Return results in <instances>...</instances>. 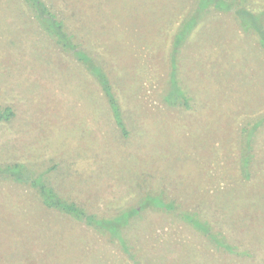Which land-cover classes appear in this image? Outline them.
Instances as JSON below:
<instances>
[{
  "label": "rangeland",
  "instance_id": "obj_1",
  "mask_svg": "<svg viewBox=\"0 0 264 264\" xmlns=\"http://www.w3.org/2000/svg\"><path fill=\"white\" fill-rule=\"evenodd\" d=\"M42 1L79 49L64 52L24 0H0V109L15 112L0 167L28 166L94 227L126 219L135 260L0 180V264H264V0Z\"/></svg>",
  "mask_w": 264,
  "mask_h": 264
},
{
  "label": "trees",
  "instance_id": "obj_2",
  "mask_svg": "<svg viewBox=\"0 0 264 264\" xmlns=\"http://www.w3.org/2000/svg\"><path fill=\"white\" fill-rule=\"evenodd\" d=\"M24 1L29 7L37 10L38 12L37 20L42 25L43 30L47 32V34L56 42L57 45L61 47V49L64 52L69 53L72 50L78 51L79 48L76 44L72 42L71 35L65 31L63 22L59 20L56 17V15L53 14L48 9L46 4L42 0H24ZM207 1H209V4L212 5H214V3L220 2V0H207ZM225 1L231 2L233 0H225ZM243 13L247 14L244 11L240 12V14ZM254 23L255 22H253V24ZM258 27L259 28L257 29L260 30L263 29L262 31L264 37V26L262 28V24H261V27L260 26ZM263 47H264V43H263ZM79 62L82 63L99 82V85L101 86L102 91L109 102V106L112 110L117 125L121 129L124 136H128V130L126 129V126L123 121L120 105L113 92L112 86L110 84L109 78L107 77L106 73L102 71L103 69L99 64H97L95 61H90L89 58L80 59ZM91 62H93V64H91ZM178 103L179 102H177V104ZM14 117H15V112L12 108L6 107L4 109H0V123L3 121L9 122ZM33 172L34 171L32 169H30L28 166L26 167L24 164L21 163L5 164V166L0 167V180L2 181L15 180L16 182L29 186L38 193L39 197L42 199L43 205L48 209L70 216L75 221H78L84 224L85 226L91 227L92 229L95 228L102 235H106L107 233H109L112 239L120 240L119 241L120 247L123 249L126 255H128V258H130L131 261L135 260V254H131L130 251L128 252V250H126L128 249L127 248L128 245L126 244V240L123 238V234L121 233V229H123V227L126 224L123 225L124 223L122 224L120 223L126 219H121V220L116 219L114 220V222H112L113 220L108 222H106L105 220L98 221L100 225L97 224V226L94 227L93 226V223H95L94 221L100 220L98 218L97 219L95 218L96 215L90 213L89 211L87 212V210L83 206L77 204L76 202L69 201L64 197H62L52 185H50L47 181H43L42 178L41 180L37 178L36 174ZM4 177L8 179H5ZM136 212L138 211L135 210L133 214H135ZM132 215L131 217H133ZM186 215L187 217L184 220L190 223L200 233L207 235L210 238H213L212 235L214 234L211 233V229L206 224L202 223L199 219L195 218L190 214L186 213ZM114 227H116V229L113 230ZM226 246L229 250L232 249L231 246L229 245Z\"/></svg>",
  "mask_w": 264,
  "mask_h": 264
}]
</instances>
